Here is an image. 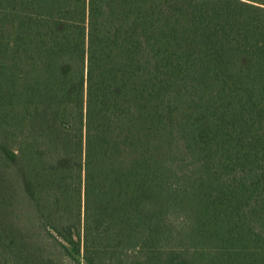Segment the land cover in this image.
<instances>
[{
  "label": "trees",
  "instance_id": "trees-1",
  "mask_svg": "<svg viewBox=\"0 0 264 264\" xmlns=\"http://www.w3.org/2000/svg\"><path fill=\"white\" fill-rule=\"evenodd\" d=\"M63 3V48L0 50L65 86L63 156L4 148L0 264H264V0Z\"/></svg>",
  "mask_w": 264,
  "mask_h": 264
},
{
  "label": "rangeland",
  "instance_id": "rangeland-1",
  "mask_svg": "<svg viewBox=\"0 0 264 264\" xmlns=\"http://www.w3.org/2000/svg\"><path fill=\"white\" fill-rule=\"evenodd\" d=\"M11 1L17 12L0 0V50L63 48V0H29L26 13L20 12L22 0ZM13 103L26 105V125L8 123V111H13L17 119L24 115L19 107L8 110ZM64 140L65 86L61 67L0 64V164L9 161L5 146L16 153L18 162L59 160L64 154ZM15 209L21 222L35 214L22 195Z\"/></svg>",
  "mask_w": 264,
  "mask_h": 264
}]
</instances>
